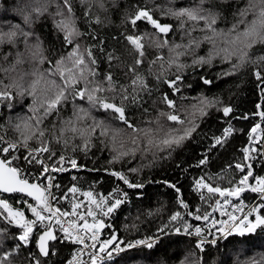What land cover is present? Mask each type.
<instances>
[{
    "label": "snow or ice",
    "instance_id": "obj_1",
    "mask_svg": "<svg viewBox=\"0 0 264 264\" xmlns=\"http://www.w3.org/2000/svg\"><path fill=\"white\" fill-rule=\"evenodd\" d=\"M52 3L53 0H31V2L26 0L21 6L13 9L16 15L12 19L15 20L18 16L19 22H0V49L8 47L15 50L3 54L2 59L5 62L13 57L14 62L9 68H0V71L6 74L15 72L17 66L25 62V53L18 50L21 43L29 54L28 59L38 61L41 65L45 62L50 65L43 71L34 66L31 72L10 77L8 83L0 80V105L14 110L18 96L32 97V104L29 106L32 115L23 118L21 123L15 125L17 130H21L22 139L8 140L0 135V220L18 229L14 236L17 241L15 248L0 254V264H12L10 257L33 240L36 243L37 253H29V264H42L39 257H48L52 254L50 242L53 241L80 245L68 264H117L114 256L127 249L141 246L152 249L165 233L167 225L158 228V234L155 236H146L133 241H120L114 232L109 237L103 238V231L112 227L105 222L106 219L112 217L127 202V191L117 185L104 194L97 193L91 187L83 190L77 184H72L58 194L55 190L61 189L62 186L54 183L55 177L52 173L68 171V168L63 166L65 162L72 169L83 165H79L75 158L63 154L59 155L56 163H50L57 156L53 151L52 141L58 144L63 142L67 147L68 140L64 139V134L70 132L73 138L78 136L82 141L81 144L75 145L73 150L79 149L87 153L94 146L92 143L94 137L103 138L100 143L111 144V151L114 153L110 163L134 155L140 150L143 142H146L144 151L152 149L163 151L181 146L197 131L199 127L197 120L206 116L207 109L215 107L221 101L201 95L197 98L198 102L192 105V111H186L182 118L175 100L165 92L158 101L168 110L159 111L157 119L149 122V124L155 123L156 127H138L128 115V106H142L145 103L142 93L149 97L152 95L153 89L139 71L146 61L147 48L168 50L167 60L163 55H158L149 62V75H153L159 84L166 85L174 94L181 92L183 72L186 69L210 66L216 58L221 62H231L233 57L237 58L238 63L233 64L230 71L223 73L225 76L232 75L248 61V52L255 44H264V0H248L247 6L239 13V21L227 30H218L219 13L212 10L214 5L210 0H199L195 5L165 9L161 14L171 16L178 27L171 23H162L154 16L152 9L137 7L129 17L130 24L136 28L138 22H143L150 25L152 31L124 37L134 55L133 62L126 66L124 73L129 78L127 84L118 83L111 70L101 75L98 71L97 56L94 54L96 45L82 46L79 42L81 37L93 34L80 30L73 0H56L55 13H49L53 16L57 32L62 34L63 51L57 54L58 58L54 56L49 59L43 55L39 37L35 36L32 29L35 21L48 13ZM84 16L88 17L89 12L85 11ZM5 20H7L6 13L0 17V21ZM96 22L98 23L99 20L97 19ZM177 31L183 33L182 39L187 38L186 44L170 41L169 37ZM197 31L204 35L201 38L193 36ZM33 39L36 43L30 42ZM204 43L211 44V48L206 56H197V50ZM189 55L192 57L191 64L183 63L181 57ZM107 58L109 68L111 62L118 59L112 54H108ZM261 61H264V57H259L253 63ZM157 64L160 70L153 72L152 68ZM173 68L175 72H172ZM254 75L257 80L264 82V73L260 68L255 70ZM25 77H31L27 87L22 83ZM201 80L206 85L212 83L204 77H201ZM156 103L157 101H153L154 105ZM69 106L72 115L66 120L59 121L60 135L53 134L51 140L44 139L45 131L39 125L49 116L55 115L59 118ZM257 107L259 108V105ZM143 111L147 112L148 109L144 108ZM220 111L224 117H229L233 109L230 105H225ZM257 115L261 121H264V111L258 112ZM243 118L247 119V117ZM162 119L171 124L162 123ZM118 124L124 127H118ZM233 131L231 124L225 127L220 136L213 137V147L226 143ZM30 140H36L39 146L31 147ZM249 140L250 144L254 142L257 146L242 149V161L229 165V168L234 167L240 173L239 179H229L228 186H222L220 183L223 177L201 175L195 179V191L200 193V199L208 204L211 211H201L197 207L186 212L177 210L170 216V223L177 221L182 223L184 233L189 235L194 233L198 237H203L197 243V248L201 250L206 243L216 245L219 238L227 239L233 234L244 236L256 233L258 229L264 230V214H262L264 213V175H255L253 164L250 162L255 159L251 153L264 158V129L261 123H256L251 128ZM21 149L24 150L25 155L21 157L14 154ZM21 158L25 165H34L38 168V172L31 179L29 178L31 174L16 164ZM207 163L208 157L205 156L196 166L200 167ZM130 171L136 172L137 169ZM110 174L127 188L144 187L142 183L130 181L123 172L112 170ZM75 179L76 177H73V180ZM213 179L217 180L215 185L212 183ZM169 187L177 193V202L181 209H189L180 188L175 184H169ZM203 190L207 191V196ZM247 191L258 193L259 202L245 211L243 200L240 198ZM3 194H24L26 198L17 206L4 198ZM234 199H240V203H233ZM63 201H68V207H63ZM229 208L231 211L228 210ZM217 212L227 219H216ZM27 214L32 218H28ZM185 216L192 217L194 221H203L205 226L194 227L185 220ZM5 231V228H0V234ZM175 231L179 233L181 228L178 227ZM205 232L213 238L209 240L208 236L204 235ZM84 255L88 256L87 260L82 259ZM253 264L257 262L254 261Z\"/></svg>",
    "mask_w": 264,
    "mask_h": 264
},
{
    "label": "trees",
    "instance_id": "obj_2",
    "mask_svg": "<svg viewBox=\"0 0 264 264\" xmlns=\"http://www.w3.org/2000/svg\"><path fill=\"white\" fill-rule=\"evenodd\" d=\"M24 2L26 0H0V17L7 14V20L0 22H19L18 16L15 20L12 19L16 15L13 9L21 6ZM198 2L199 0H174V2L172 0H84V2L73 0V8L80 30L93 34L81 37L79 42L82 46L96 45L94 54L97 56L98 71L101 75L111 70L118 83L127 84L129 78L124 73L126 66L133 62L134 55L131 46L124 37L129 34L152 31L151 26L143 22H138L136 28L130 24L129 17L137 7L152 9L154 16L159 18L162 23H171L178 27L177 22L171 16L161 13L169 7L191 6ZM210 3L214 5L212 10L219 13L218 30H227L239 21V13L247 6L248 0H210ZM55 11L56 0H53L48 8V13L36 20L32 29L35 36L39 37L43 55L49 59L54 56L58 58L57 54L63 51L61 47L62 34L57 32L53 16L49 15V13L54 14ZM85 11L89 12L88 17L84 16ZM242 27L243 25H241ZM203 35L204 33L199 31L193 33V36L197 38H201ZM182 36L183 33L177 31L169 39L175 43L186 44L187 38L182 39ZM30 42L36 43L35 39ZM210 48L211 44L204 43L197 50L196 55L206 56ZM18 50L25 53V62L18 65L15 72L6 74L0 71V80L5 83L9 82L10 77H17L23 72H31L34 66L40 68L41 71L50 67L47 62L41 65L38 61L28 59L29 54L26 53L23 43L19 44ZM9 51L15 50L8 47L0 49V68H9L10 64L14 62V57L7 62L2 59L3 54ZM108 54L118 58L111 62V68H109ZM158 55H163L165 60L169 57L166 48L163 50L147 48L146 61L139 69L140 73L148 80L149 87L153 89L152 95L149 97L142 93L145 101L142 106H128V115L138 127H156L155 123L149 124V122H154L157 119L159 111L168 110L158 101V98L165 92L175 100L182 118L186 111H192V105L198 102L197 98L201 95L209 99H218L221 103L207 109L208 114L197 120L199 124L197 131L181 146L163 151L156 149L144 151L146 142H143L140 145V150L134 155L123 157L114 163H110L114 155L111 151V144L107 142L101 144L100 140L103 138L94 137L92 141L94 146L85 153L79 149L73 150L74 146L81 144L82 141L78 136L73 138L72 133L66 132L64 139L68 140L67 147L63 142L58 144L54 140L52 141V148L57 156L50 163H56L59 155L63 154L66 157L75 158L78 164L83 167L72 169L65 162L63 166L68 168V171L54 173L55 180L62 186L61 189L55 191L59 194L62 189L72 184H77L83 190L91 187L97 193L104 194L110 192L116 185H121L128 190L129 200L113 214V218L110 220L114 233L120 241H130L140 236H155L158 234L157 229L164 228L168 223L165 233L161 235L159 242L152 249L141 247L119 253L114 257L117 264H182V262L183 264H253L254 261L257 264H264V230L258 229L256 233L244 236L233 234L227 239L218 240L216 245L206 243L201 250L197 248L193 238L172 233L171 228L174 224L168 222L171 214L177 210L186 212L199 207L201 211H210L211 208L208 204L200 199V193L195 191V179L201 175L214 178L223 177L220 183L222 186H228L229 179H239L240 176V173L234 167L229 168V165H235L242 161V149L257 146L254 142L250 144L249 132L256 123H261L262 129H264V121H261L257 115L258 112L264 111V82L257 80L254 75L257 68H260L264 73V61L259 63H253V61L264 57V44H255L248 52V61L235 70L232 75L225 76L223 73L230 71L232 65L238 63L236 57H233L231 62H221L219 58H216L210 66L186 69L183 72L181 92L178 94L172 93L166 85L159 84L153 75H149V62ZM191 60L190 55L181 57V61L186 64H191ZM159 70L158 64L152 68L153 72ZM172 72H175V68L172 69ZM169 75L171 76V74ZM201 77L211 80L212 83L204 84ZM30 80L31 77H25L22 82L25 87L30 83ZM153 101H157V103L154 105ZM31 104L32 97L18 96L15 100L14 110L0 105V133L9 140H21V130H17L15 125L21 123L23 118L32 115L29 111ZM225 105H230L233 109L229 117H224L220 111ZM144 108H147L148 111L144 112ZM71 115L69 106L59 118L55 115L47 117L39 125L45 131L44 139L51 140L53 134L59 136L61 128L59 121L66 120ZM94 115L96 114L94 113ZM243 117H247V119ZM161 122L166 125L171 124L163 119ZM229 124L234 129L233 133L222 146L213 147V137L220 136L223 129ZM117 126L124 127L120 124ZM80 127H86V125H80ZM29 144L33 148L39 146L36 140H30ZM127 147H131V145H127ZM14 154L22 157L26 153L21 149L20 152ZM251 155L255 157L250 161L253 164L254 174L263 175L264 158L256 153H251ZM205 156L208 157V163L197 167L198 161ZM16 164L31 174L30 179L38 172L37 166L25 165L22 158L17 160ZM131 169H137V171L132 172ZM112 170L125 173L130 181L142 183L144 187L142 189L127 188L110 174ZM73 177L76 179L73 180ZM216 182V179L212 180L214 185ZM250 182L254 183L251 180ZM169 184H175L180 188L181 195L189 205V209H181L177 202V193L169 187ZM203 191L207 196V191ZM258 195V193L247 191L241 198L254 201ZM3 196L9 199V195L3 194ZM9 202L11 203L10 199ZM62 204L63 207H68V201H63ZM27 215L28 218L31 217L30 214ZM217 215L218 219L220 213L217 212ZM185 220L197 222L190 216H185ZM108 221L107 218L105 222ZM0 228L6 229L3 234H0V254H3V252L15 248L17 241L14 236L18 229L16 226L7 225L2 220H0ZM35 244V240H33L28 246L13 254L10 257L12 264H29V253H37ZM50 246L52 254L48 257H39L42 264H63L74 252L76 244L53 241L50 242Z\"/></svg>",
    "mask_w": 264,
    "mask_h": 264
},
{
    "label": "built area",
    "instance_id": "obj_3",
    "mask_svg": "<svg viewBox=\"0 0 264 264\" xmlns=\"http://www.w3.org/2000/svg\"><path fill=\"white\" fill-rule=\"evenodd\" d=\"M5 139H7L6 137H5ZM9 140V139H8ZM52 175L54 176V173H52ZM54 183H57V181L56 180H54ZM58 184V183H57ZM23 199V198H22ZM243 200V206H244V208H245V211H247L250 207H252L254 204H255V202H253V203H249V202H247L246 200H244V199H242ZM233 203H240V199L239 200H236V201H233ZM229 211H231V208H229L228 209ZM236 215H241V213H235ZM222 219H227V217L226 216H223V218ZM188 223H191V224H193L194 225V227H196V226H200V227H204L205 225H204V222L203 221H200V222H192L191 220H186ZM168 222L170 223V220H168ZM171 223H173L174 225L172 226V228H171V232L172 233H174V234H176V235H183V236H186V237H190V238H193V239H195V242H196V244L199 242V240L200 239H202V237H198V236H196L194 233L192 234V235H189V234H186V233H184L183 232V228H182V223L181 222H179V221H177V222H171ZM168 224V223H167ZM166 224V225H167ZM165 225V224H164ZM181 228V232H179V233H177L176 231H175V229L176 228ZM149 236H153V235H149ZM102 237L103 238H107L108 237V234H105L104 232L102 233ZM144 237H146V236H140V237H136V238H133V239H131L130 241H133V240H136V239H142V238H144ZM80 247V245H76V249L74 250V252L71 254V256L63 263V264H68V261L70 260V259H72V256H73V254L76 252V250L78 249ZM141 247H143V246H141ZM141 247H137V248H141ZM132 249H135V248H132ZM127 250H129V249H127ZM119 254V253H118ZM117 255V254H116ZM84 257H88L87 255H84V256H82V259L84 258Z\"/></svg>",
    "mask_w": 264,
    "mask_h": 264
},
{
    "label": "bare ground",
    "instance_id": "obj_4",
    "mask_svg": "<svg viewBox=\"0 0 264 264\" xmlns=\"http://www.w3.org/2000/svg\"><path fill=\"white\" fill-rule=\"evenodd\" d=\"M263 175H264V173H263ZM117 186V185H116ZM115 186V187H116ZM119 187L120 188H122L124 191H127V193H128V200H129V191L128 190H126V189H124L121 185H119ZM15 195H17V196H19V197H21V198H26L25 196H24V194H15ZM240 199H244V200H246L247 202H249V203H253V202H255V204L259 201V195H258V197L254 200V201H249V200H247V199H245V198H240ZM127 200V201H128ZM236 200H239V199H234L233 201H236ZM211 211V210H210ZM217 213H215V218L217 219ZM113 218V216L112 217H110V218H108L109 219V221L108 222H106L107 224H110L111 225V223H110V220ZM223 218V216H221V215H219V218L218 219H222ZM197 222H200V221H197ZM112 226V225H111ZM105 234H108V237L110 236V235H112V233L114 232V228L113 227H111V229H105L104 231H103ZM204 235L205 236H208V239L210 240V239H212L213 237L211 236V235H209L207 232H205L204 233ZM203 238V237H202ZM195 240V239H194ZM218 240H223V238H219ZM196 243V242H195ZM197 245V244H196ZM130 250V249H129ZM118 255V254H117ZM117 255H115V256H117ZM71 256V255H70ZM69 256V257H70ZM114 256V257H115ZM68 259V258H67ZM66 259V260H67ZM88 259V257H84L83 258V260H87ZM65 260V261H66ZM64 261V262H65Z\"/></svg>",
    "mask_w": 264,
    "mask_h": 264
},
{
    "label": "rangeland",
    "instance_id": "obj_5",
    "mask_svg": "<svg viewBox=\"0 0 264 264\" xmlns=\"http://www.w3.org/2000/svg\"><path fill=\"white\" fill-rule=\"evenodd\" d=\"M0 135L4 136V135L1 134V133H0ZM4 137H5V136H4ZM6 195H9L10 197L8 196V198L10 199L11 203H13V204H15V205H17V206H19V202H20L21 200H23L21 197L15 195V194H6ZM24 199H25V198H24ZM28 199H30V198H28ZM30 218H32V217H30ZM35 246H36V244H35ZM75 249H76V247H75ZM75 249H74V250H75Z\"/></svg>",
    "mask_w": 264,
    "mask_h": 264
}]
</instances>
